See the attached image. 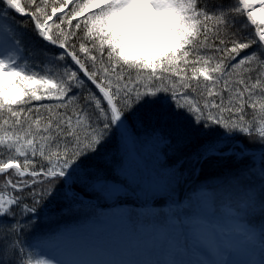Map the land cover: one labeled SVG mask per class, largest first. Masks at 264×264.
Wrapping results in <instances>:
<instances>
[{"label":"snow or ice","instance_id":"1","mask_svg":"<svg viewBox=\"0 0 264 264\" xmlns=\"http://www.w3.org/2000/svg\"><path fill=\"white\" fill-rule=\"evenodd\" d=\"M13 14L28 17L47 42L42 60L25 55L21 34L6 21ZM161 43L169 47L151 62L123 55L125 47ZM244 65L247 74L230 82ZM257 96L264 97V0L211 8L208 0H0V264H264V222L250 219L257 211L264 216V150L259 168L224 181L227 219L211 206L219 197L202 204L189 195L183 215L165 216L160 228L119 205L106 212L88 204L97 211L60 238L61 258L22 238L58 181L60 192L81 204L89 197L77 185L106 201L122 192L137 200L148 194L160 173L145 150L172 143L161 129L146 128L142 111L153 101L159 110L149 120L209 130L200 133L210 139L193 159L239 162L248 150L232 134L264 141V99ZM114 137L126 191L81 159ZM204 233L214 248L189 246V235ZM217 235L228 237L222 248Z\"/></svg>","mask_w":264,"mask_h":264},{"label":"rangeland","instance_id":"2","mask_svg":"<svg viewBox=\"0 0 264 264\" xmlns=\"http://www.w3.org/2000/svg\"><path fill=\"white\" fill-rule=\"evenodd\" d=\"M57 15L61 14L58 13ZM16 16L20 18L25 17L22 15L13 14V16L11 17H6V21L12 24L18 30V33L21 34V39L27 44L29 49V51H27L29 53H26L27 51H25V55L32 57V59L36 61L42 60L43 57L41 56L40 52L47 46V42L42 41V39V43L38 42V40H34V29L30 30L25 22H18ZM48 102L49 101H39L37 102V104L41 105L42 103L43 105L47 104ZM162 149L157 151L149 145L145 150L146 162L150 167L157 168L160 173L159 176L156 177L155 182L151 186V190L146 196H142L140 200H137L131 195L122 194L115 200L106 201L99 195H97L94 198L91 197L90 199L92 200H89L96 201L99 205L98 209L106 212L115 210V207L119 205L123 208L124 211L132 212L134 216L137 213H142L143 219L146 224L155 225L157 228H160V223L158 222H162L165 216L183 215L182 210L188 206L189 201L186 198L189 195L193 197L194 201L199 198L202 204L206 200H209L210 197H219L218 199H213L211 206L214 209H219L220 213L224 214L225 219H227L228 205L221 203V201L230 202L225 195V190L223 187L226 178H214L203 183H196V185L185 189V184L184 181L182 183V180L183 176H185L186 183L188 175L180 169L178 170L177 167L168 165L166 162L165 153L162 151ZM252 161L253 165L239 163L240 165L231 175L237 174L241 169L246 167L259 168L261 164L260 151L254 153ZM116 173L118 181L126 186L127 181L123 179L124 173L121 172L119 168H117ZM251 182L258 186V177L256 175H253ZM242 183L247 184L249 183V181H242ZM198 189H204L209 195L202 196L201 192L198 191ZM128 198L129 200H127ZM183 200L185 203L182 205V207L176 206L177 203H182ZM89 204L93 203L91 202ZM139 204L143 206L140 208L136 207ZM86 205L88 204H81L79 201H76L69 215H50V218H37V220H33L34 230L29 235V237L31 238V243L35 241V244L32 247L36 249H43L49 257L61 258V245L59 243L60 238L63 237L70 229L77 227L97 211V209ZM204 214L207 216L206 212ZM209 218L217 219L212 217ZM250 219L252 220V223L254 225H259L260 223L264 222V216H261L258 211L253 216H251ZM43 233L46 234H44L43 238H41L39 234ZM188 238L194 239L195 241H197L198 239L192 238L191 235H189ZM176 239L177 241H180L182 238L176 237ZM35 258L36 257L34 256V259Z\"/></svg>","mask_w":264,"mask_h":264},{"label":"trees","instance_id":"3","mask_svg":"<svg viewBox=\"0 0 264 264\" xmlns=\"http://www.w3.org/2000/svg\"><path fill=\"white\" fill-rule=\"evenodd\" d=\"M232 0H208V6L211 8L213 5L229 4ZM17 17V16H16ZM18 22H25L28 25V28L34 29L33 23L29 20L28 17H17ZM75 23V21H73ZM34 40L42 43L41 38L37 36L34 29ZM22 46L25 51H29L27 44L22 40ZM253 49L249 48L246 52H251ZM26 53H29V52ZM245 55V52H241L240 56ZM239 59V57H237ZM235 63V61H231ZM252 66L258 68L259 66L252 62ZM249 65L242 66L241 69H237L234 73L229 76V80L235 81L239 79L241 75L247 74V68ZM255 76V73H252ZM94 87V86H93ZM258 91V90H257ZM151 100L152 98H146ZM255 99L260 100L264 97H255ZM36 105L37 102H33ZM48 103H54L49 101ZM42 105V103H41ZM159 110V105L153 101L151 104L144 107L142 115L145 119V125L148 129L159 128L164 135L168 136L171 139L172 143L170 145L164 146L162 151L165 153L166 162L168 165L177 167V169L183 171L188 175L187 182L196 181L197 183H203L214 178H228L240 165L239 163L250 162L251 156L247 155L244 160L237 161L235 157L230 158H218L215 156H210L205 160L193 159V157H199L202 154V146L206 143L209 136H202L201 132H207L209 130L203 129L199 125H192L188 121H183L179 126L174 125L171 121L165 123L159 119L149 120V114H154ZM43 111V110H42ZM62 111V110H61ZM251 112V109H248ZM177 127H180L183 131L182 136L177 135ZM220 132L223 130L220 129ZM235 136L237 142H241L247 150H258L264 149V141H262L257 135L253 134L252 136H247L240 133L232 134ZM101 149H97V152L88 153L85 157L81 159L84 160L85 166L90 169H95L104 173V179L118 181L117 177V165L119 163V158L116 155L117 150L121 148L118 137L112 138L107 142V146ZM109 157H111L109 159ZM251 165V164H250ZM63 181H58L56 185L52 186L54 188L51 195H46L44 199L36 206V212L31 215L37 218H50V215L63 216L65 214L69 215L73 209V205L76 201L69 200L66 198L62 192H60V186ZM77 191H81L82 195L85 197H96L97 193L84 192L79 186H76ZM5 195L8 194V190H5ZM27 216V214H25ZM34 230V224L32 221V226L27 228L24 236L22 237L26 244L30 247L34 246V242L31 243L29 235ZM48 230V229H46ZM6 231V229H5ZM43 234H39L43 238ZM36 240V239H35ZM41 240V239H39ZM37 240V241H39ZM25 252H28V248H25ZM30 258L34 259V254L29 253Z\"/></svg>","mask_w":264,"mask_h":264},{"label":"clouds","instance_id":"4","mask_svg":"<svg viewBox=\"0 0 264 264\" xmlns=\"http://www.w3.org/2000/svg\"><path fill=\"white\" fill-rule=\"evenodd\" d=\"M155 19H162L159 14L153 13ZM169 39H175V37H169ZM169 45L157 44L151 47L143 45H136L135 47H125L123 49V55L130 61L145 60L148 62L153 61L158 55H163Z\"/></svg>","mask_w":264,"mask_h":264},{"label":"bare ground","instance_id":"5","mask_svg":"<svg viewBox=\"0 0 264 264\" xmlns=\"http://www.w3.org/2000/svg\"><path fill=\"white\" fill-rule=\"evenodd\" d=\"M189 240H188V242H189V244H192L195 240L194 239H190V238H188Z\"/></svg>","mask_w":264,"mask_h":264},{"label":"water","instance_id":"6","mask_svg":"<svg viewBox=\"0 0 264 264\" xmlns=\"http://www.w3.org/2000/svg\"><path fill=\"white\" fill-rule=\"evenodd\" d=\"M118 187H122L123 188V185L120 184V183H117V182H114Z\"/></svg>","mask_w":264,"mask_h":264}]
</instances>
